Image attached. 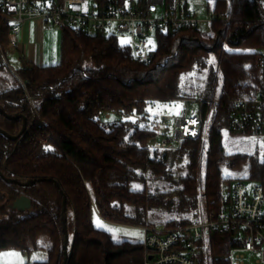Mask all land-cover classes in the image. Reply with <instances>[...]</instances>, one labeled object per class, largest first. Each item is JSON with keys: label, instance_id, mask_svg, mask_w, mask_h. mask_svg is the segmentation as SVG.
<instances>
[{"label": "trees", "instance_id": "obj_1", "mask_svg": "<svg viewBox=\"0 0 264 264\" xmlns=\"http://www.w3.org/2000/svg\"><path fill=\"white\" fill-rule=\"evenodd\" d=\"M177 3L187 5L186 0H165L167 7ZM212 9L218 19L207 32L184 28L156 33L150 64L140 62L133 47L113 33L70 26L62 28L57 65L26 62L13 70L0 55V105L6 113L20 115L10 119L0 111V127L18 135L27 119L17 139L0 133V170L6 178L37 179L19 185L0 176V202L6 201L0 205V250L45 249L46 260L27 264H65V194L67 264H144L142 241L117 240L98 228L96 211L122 225L190 224L201 219L202 210L206 216L219 209L232 181L224 167L250 163V177H262L264 161L255 154L228 153L223 137L237 132L231 128L233 100L264 91V0H217ZM2 43L4 48L11 44L8 26ZM198 97L204 123L210 120L206 135L185 140L177 149L148 150L147 143L157 135L149 105ZM107 112L110 118L104 116ZM133 115L143 123L129 128L128 116ZM24 194L32 198V208L11 209ZM235 245L232 233L214 232L208 264H229Z\"/></svg>", "mask_w": 264, "mask_h": 264}, {"label": "built area", "instance_id": "obj_2", "mask_svg": "<svg viewBox=\"0 0 264 264\" xmlns=\"http://www.w3.org/2000/svg\"><path fill=\"white\" fill-rule=\"evenodd\" d=\"M186 1L187 5L177 3L167 7L165 0L105 5L95 0L94 3L90 0H0V55L8 63L2 43L3 27H9L11 44L18 47L15 36L22 26L30 20H42L61 29L70 26L90 33L127 32L136 58L143 64H150L156 56L153 42L156 33L210 26L218 19L212 6L206 16H201L190 9L189 0ZM220 18L224 20V17ZM260 65L264 70V52L260 56ZM21 81L26 86L25 81ZM28 96L35 105L32 95L28 93ZM178 100L187 108L178 116L161 114L159 122L156 118L157 135L147 143L148 150L177 149L185 140L206 135L207 125L199 107L191 115V104L203 103V99ZM233 108L232 130L264 138V91L257 96L234 99ZM104 116L110 118L111 113ZM142 123L143 119L138 116L133 125ZM159 123L166 125L163 134ZM247 166L250 170L251 164L247 163ZM140 229L144 231V264H208L214 232L232 233L236 245L229 252V264H244L249 252L259 253L258 262L264 263V167L260 179L237 177L227 184L219 209L202 215L199 221L169 227L144 225Z\"/></svg>", "mask_w": 264, "mask_h": 264}, {"label": "rangeland", "instance_id": "obj_3", "mask_svg": "<svg viewBox=\"0 0 264 264\" xmlns=\"http://www.w3.org/2000/svg\"><path fill=\"white\" fill-rule=\"evenodd\" d=\"M91 3H94V0H90ZM138 1V0H136ZM213 2L205 1V0H189L188 1V7L192 10H195L199 15L206 16L208 13V8L212 6ZM157 14V13H156ZM61 29V28H60ZM59 29V30H60ZM200 29L204 32H207L209 30V25H201ZM62 32V29L60 30ZM113 34H115L119 41L122 44L129 45L131 43V39L129 36V33L127 32H118L114 30ZM110 32V31H109ZM107 32L106 34H109ZM153 42L155 46L157 45L156 37L153 38ZM7 50V46H5ZM8 57L11 62V67L14 69H19L20 66L17 65V63L11 58L10 54H8ZM18 79L20 80V77L17 75ZM22 82V81H21ZM201 83H204L201 81ZM220 86L218 87V93L220 91ZM199 107V104L193 103L191 104V115L196 113ZM187 108V105L181 101V100H171V101H157L153 104L149 105L148 110L151 113V119L153 118V121L156 122V118L159 122V116L161 114H168V115H174L178 116L183 113V111ZM139 115L128 116L129 124L133 125L135 121L138 119ZM137 117V118H136ZM141 117V116H139ZM142 118V117H141ZM154 122V124H155ZM208 125H210V120L208 119ZM172 124V123H171ZM207 125V128H208ZM160 133L163 134L166 130L165 124H160ZM172 130L170 129V133ZM223 144L225 147V150L232 154V153H246V154H255L256 157H259L260 159H264V138L258 137L253 134H242L237 132H225L223 137ZM247 163L242 164L238 168H232V167H224L223 173L225 176L231 177L232 180H234L237 177H244L248 178L250 177V171L247 168ZM0 202V205L5 203ZM204 208V204L202 202L201 209ZM203 210L201 211L202 215ZM199 215L201 218L202 215ZM93 219L95 222V225L98 228H101L103 230H106L114 236L117 240H130V241H142L144 238V231L138 228V226H132V225H122L118 223H113L110 221L105 220L102 218L97 211L93 215ZM161 220L160 217L155 218V220ZM156 226L164 227L163 220L159 221ZM261 255L259 253L249 252L246 254L245 263L244 264H264L259 263V258ZM48 258V251L45 249H38L34 250L30 253H23L16 249H3L0 250V264H27L29 262L34 261H43Z\"/></svg>", "mask_w": 264, "mask_h": 264}, {"label": "crops", "instance_id": "obj_4", "mask_svg": "<svg viewBox=\"0 0 264 264\" xmlns=\"http://www.w3.org/2000/svg\"><path fill=\"white\" fill-rule=\"evenodd\" d=\"M59 29L42 20L27 21L15 36L19 46L10 44L7 50L5 48L8 64L11 66L8 54L20 67L26 62L40 67L59 64L62 58V32Z\"/></svg>", "mask_w": 264, "mask_h": 264}, {"label": "water", "instance_id": "obj_5", "mask_svg": "<svg viewBox=\"0 0 264 264\" xmlns=\"http://www.w3.org/2000/svg\"><path fill=\"white\" fill-rule=\"evenodd\" d=\"M0 111L7 117L10 119H16L18 118L20 115H12V114H8L6 113V111L4 110L3 106L0 105ZM27 128V119L24 117V122H23V127L22 130L20 132V134L18 135H13L11 133H9L7 130L3 129L0 127V133L4 134L5 136L11 138V139H17ZM0 176L3 177L4 179H6L7 182L12 183H18L19 185H29V184H34L37 179H30V180H23V179H12V178H6L4 176V174L2 173V171L0 170ZM58 184V182H57ZM33 206V200L31 197H29L28 195H21L18 198H16L10 205L9 207L13 210H18V211H26L28 209H31ZM67 197L64 194V198H63V209H62V219H63V229H64V234H65V239H64V245H63V250H64V263L67 264L69 258H70V253H69V232H68V227H67Z\"/></svg>", "mask_w": 264, "mask_h": 264}]
</instances>
